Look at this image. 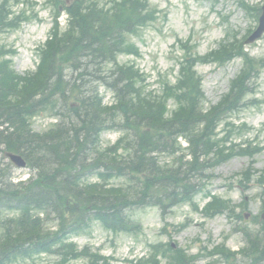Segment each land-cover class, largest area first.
<instances>
[{
  "label": "trees",
  "instance_id": "obj_1",
  "mask_svg": "<svg viewBox=\"0 0 264 264\" xmlns=\"http://www.w3.org/2000/svg\"><path fill=\"white\" fill-rule=\"evenodd\" d=\"M52 2L58 8L62 1ZM65 11L68 26L62 31L56 21L52 40L38 50L40 63L35 73L16 74L7 59L11 52L0 47V149L23 156L32 172L26 182L13 184L9 172L5 184L0 183V264H16L42 254L55 256L56 264L78 259L107 264L89 247L79 250L70 239L86 232L93 220L113 233H137L141 227L128 214L135 208L157 206L166 211L189 203L198 211L194 200L204 191L210 171L236 156L258 154L251 144L244 148L232 143V136L243 135L245 126L227 122L246 105L253 92L251 80L261 65L245 54L241 41H227L207 58L188 52L176 84L165 79L160 93L149 92L141 70L134 64L118 63L121 54L139 56L128 36L157 19L148 0L103 4L73 0ZM18 18L13 17L7 0L0 2V33L19 28ZM234 57L246 59L243 71L221 102L205 110L195 65L200 61L225 63ZM108 64H112L110 75L105 72ZM97 71L103 75L96 76ZM88 77L105 81L115 91L117 105L103 107ZM169 101L174 102L172 110ZM48 112L60 116V122L48 132L36 133L33 119ZM222 123L224 136L220 138L217 129ZM115 129L123 136L114 146L101 149L100 134ZM179 137L189 144L186 152ZM179 152L172 166L158 161L162 153ZM186 156L190 159L184 161ZM90 176L97 182H87ZM251 176L249 170L242 179L249 182ZM113 179L121 184H111ZM7 211L16 216L6 217ZM225 212L238 217L235 207L219 197H213L204 209L208 217ZM153 251L158 253L157 247ZM215 253L226 262L234 257L226 249L216 248ZM250 254L263 261L264 244L254 242ZM157 255L148 263L160 264ZM164 256L168 264H190L191 260L184 252Z\"/></svg>",
  "mask_w": 264,
  "mask_h": 264
},
{
  "label": "rangeland",
  "instance_id": "obj_2",
  "mask_svg": "<svg viewBox=\"0 0 264 264\" xmlns=\"http://www.w3.org/2000/svg\"><path fill=\"white\" fill-rule=\"evenodd\" d=\"M13 3V11L20 14L25 11L27 15L36 16L30 22L23 23L19 30L0 33V44L16 52L13 57V68L20 75L34 72L38 64L37 48L43 45L49 38L53 27V8L48 5L49 0H18ZM251 4L263 5L264 0H248ZM153 7L161 12L159 21L143 29L139 37L133 36L141 50V58L120 57L121 63L135 61L139 68L148 75L150 90H159L160 76L168 75L174 82L178 75V59L181 52L174 49L178 39L187 40L189 37L197 44V53L205 55L216 49L225 38L229 27H233L240 34H246L249 28L256 26L252 19L246 17L239 10L238 0H150ZM30 4V5H29ZM33 4V5H31ZM62 17L65 16L62 13ZM229 17V26L226 27L222 18ZM62 25L65 21L62 20ZM250 53L254 57L264 58V36L256 43L249 46ZM242 61L236 60L224 67L215 65H200L197 70L203 77V89L206 96L205 107L210 108L217 104L222 96L227 93L230 82L240 72ZM256 95L254 107L235 116L236 121L245 122L251 128L248 139L264 146V70L259 79L255 81ZM104 94V88H100ZM109 94L106 95V103H111ZM253 99V98H252ZM53 120L48 116H37L34 119V130L43 132L52 124ZM119 133L106 132L102 136L103 146L116 142ZM161 161L171 164L164 156ZM0 164H11L7 156L0 153ZM249 164L247 158L234 159L219 168L214 173L212 183L208 189L213 194L230 198L235 204H240L243 198L242 186L239 179L233 178L237 173L246 169ZM15 181L19 178L27 179V169H18L13 166ZM255 169L264 170V151L256 157ZM116 184L118 180L115 181ZM261 188L252 184L245 193L248 197V220L230 222L225 216L213 220H205L201 215L193 213L189 206H180L172 212H168L162 218L158 207H144L132 212L134 220L142 224V232L138 235L119 234L117 236L105 231L98 223H93L90 233L75 237L74 241L80 246L89 245L93 250H100L101 254L110 257V264H138L141 258L149 256L148 245L155 243L173 242L180 248L191 254L199 253L203 246L211 248L223 242L224 236H228L227 246L238 251L245 245L242 233L235 232L238 225L246 226L251 231H256L258 226L252 217L260 213L262 206ZM196 201L203 206L208 200L204 195H199ZM241 210H238L240 212ZM185 223L184 230L176 233L174 228ZM167 231H164V230ZM241 256H239V261ZM212 259H201L197 264H207ZM55 258L43 256L36 258L35 262H22L19 264H53ZM73 264H85L74 262ZM215 264H223L217 262Z\"/></svg>",
  "mask_w": 264,
  "mask_h": 264
},
{
  "label": "water",
  "instance_id": "obj_3",
  "mask_svg": "<svg viewBox=\"0 0 264 264\" xmlns=\"http://www.w3.org/2000/svg\"><path fill=\"white\" fill-rule=\"evenodd\" d=\"M264 32V8H263V14H262V17L260 18V27L259 29L255 32V34L249 39L248 42H253L255 41L256 39H258L259 37H261V35L263 34ZM14 160V162L19 165V166H24L25 163L22 161L21 158L19 157H13L12 158Z\"/></svg>",
  "mask_w": 264,
  "mask_h": 264
},
{
  "label": "bare ground",
  "instance_id": "obj_4",
  "mask_svg": "<svg viewBox=\"0 0 264 264\" xmlns=\"http://www.w3.org/2000/svg\"><path fill=\"white\" fill-rule=\"evenodd\" d=\"M78 168V166L76 167V169ZM56 174L58 175V176H61L62 174L61 173H59V172H56ZM6 177H7V172L6 171H2V170H0V183L1 184H5V182H6ZM1 225H2V223H0V227H1Z\"/></svg>",
  "mask_w": 264,
  "mask_h": 264
}]
</instances>
